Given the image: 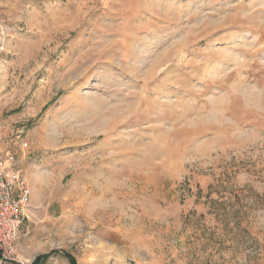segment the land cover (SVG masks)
Listing matches in <instances>:
<instances>
[{
    "label": "rangeland",
    "instance_id": "obj_1",
    "mask_svg": "<svg viewBox=\"0 0 264 264\" xmlns=\"http://www.w3.org/2000/svg\"><path fill=\"white\" fill-rule=\"evenodd\" d=\"M0 170L16 264H264V0H0Z\"/></svg>",
    "mask_w": 264,
    "mask_h": 264
},
{
    "label": "built area",
    "instance_id": "obj_2",
    "mask_svg": "<svg viewBox=\"0 0 264 264\" xmlns=\"http://www.w3.org/2000/svg\"><path fill=\"white\" fill-rule=\"evenodd\" d=\"M30 201L26 179L0 170V264H14L19 258V241Z\"/></svg>",
    "mask_w": 264,
    "mask_h": 264
},
{
    "label": "trees",
    "instance_id": "obj_3",
    "mask_svg": "<svg viewBox=\"0 0 264 264\" xmlns=\"http://www.w3.org/2000/svg\"><path fill=\"white\" fill-rule=\"evenodd\" d=\"M70 259V258H69ZM41 261V259H38L35 264H39V262ZM71 264H77L76 261L74 259H70ZM16 264V263H15Z\"/></svg>",
    "mask_w": 264,
    "mask_h": 264
},
{
    "label": "crops",
    "instance_id": "obj_4",
    "mask_svg": "<svg viewBox=\"0 0 264 264\" xmlns=\"http://www.w3.org/2000/svg\"><path fill=\"white\" fill-rule=\"evenodd\" d=\"M7 264H10V263H7Z\"/></svg>",
    "mask_w": 264,
    "mask_h": 264
}]
</instances>
